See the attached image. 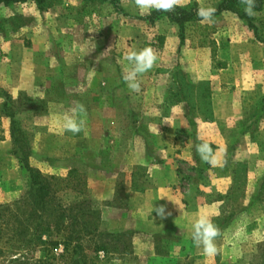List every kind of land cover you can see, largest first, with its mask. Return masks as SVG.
<instances>
[{
    "label": "rangeland",
    "instance_id": "obj_1",
    "mask_svg": "<svg viewBox=\"0 0 264 264\" xmlns=\"http://www.w3.org/2000/svg\"><path fill=\"white\" fill-rule=\"evenodd\" d=\"M27 1L37 4L34 0L20 2ZM50 1L46 0L41 7L37 5L43 10L50 7L47 5ZM224 2L226 0H182V5L213 7L216 13L212 21L185 23L181 43L189 48L210 49L213 67L230 68L227 76L232 74V78L225 81L223 93L232 100L236 90L233 82L241 81V73L248 68L250 59L252 66L259 65L253 54L264 53V0L261 10H255L256 14L251 17L245 13L242 1L230 0L228 8L218 12ZM3 19L0 13V37ZM250 23L255 25L256 31ZM154 45L145 47L157 54L159 48ZM77 54H70L72 59H67V62L72 61V69L65 72L66 75L55 73L52 76L51 67H45L44 82L68 85L66 83L87 76L78 73V67L90 65L105 70L104 67L112 69L129 63L124 57V62L121 60L119 64L108 46L100 49V53L99 48L93 51L85 60ZM219 62L224 66L218 65ZM58 63L66 68L60 59ZM2 69L0 66V72ZM118 73H93L91 80L102 84L116 76L119 81ZM126 74H122L123 83ZM254 83L253 89L240 92L241 114L231 132L225 133L230 148L223 166L210 168L208 162L195 159L193 166L182 161L181 171H185L183 175L190 185L194 205L196 197L211 191L206 192L199 186H209L207 180L212 169L217 176L231 178L225 193L212 194V197L224 198V203L220 215L211 222L219 230L217 237L228 236L233 249L229 254L217 251L213 256H205L194 243L182 239L178 228L168 224L156 242L155 255L149 258L152 264H264V77ZM1 85L0 82V264H142L145 256L136 250L137 234L131 232L134 224L125 231L115 232L114 229L122 228V212L109 209L112 205L100 201L98 196L105 187L101 188L88 171V167L97 166L99 162L114 160L111 150L115 142L111 138L116 113L122 106L121 111L128 108L124 90L116 91L122 102L120 107L99 105L93 99L91 106H85L76 89L70 92L46 90L43 96H38L33 88L16 91ZM206 87L202 82L200 88L205 90ZM106 94L101 95L99 89L92 91L96 99ZM107 95L114 99L113 95ZM76 105H81L93 117L104 115L105 120L92 118L78 134L66 131L64 117L70 115V109ZM84 129L89 130L87 137ZM108 135H111L109 140ZM256 167L260 168L256 169L259 175L254 174ZM249 169L251 177L257 179L253 189L248 184ZM136 175L140 188L150 184L143 167H137ZM121 176L124 177L125 172ZM38 177L44 178L48 188L45 192L40 185L33 184ZM66 237L72 244L68 254ZM77 245L79 251L73 253Z\"/></svg>",
    "mask_w": 264,
    "mask_h": 264
},
{
    "label": "crops",
    "instance_id": "obj_2",
    "mask_svg": "<svg viewBox=\"0 0 264 264\" xmlns=\"http://www.w3.org/2000/svg\"><path fill=\"white\" fill-rule=\"evenodd\" d=\"M47 5H50L47 10L40 9L32 1L0 5L4 17L0 37L1 86L16 91L33 88L40 94L38 96H43L46 90L70 92L76 89L85 106H91L93 99L99 105L120 107L122 102L116 91L124 90L127 111H121L123 106L118 108L113 138L111 135L106 138L115 142L111 150L114 160L99 162L97 166L88 167V171L100 187H105L98 196L100 201L112 205L109 209L122 212V228L114 229L115 232L125 231L134 224L131 232L137 234L136 250L145 256L142 264H152L149 258L155 255L156 242L164 226L171 224L178 228L182 239L193 243L196 220L203 216L212 221L220 215L224 198L212 197V194L225 193L231 178L217 176L212 169L210 181L207 180L209 186H199L206 192L211 191L196 197L194 205L190 185L183 175L185 171H181L182 161L195 166L194 159L201 160L197 145L207 142L214 145V162L208 163L210 168L223 166L230 148L225 133L231 132L240 117V92L253 89L255 80L264 77V53L252 55L257 57L255 63L259 65L252 66L250 59L248 68L241 73V81L233 82L236 90L230 100L223 93L225 81L232 78V74L227 76L230 68L213 67L210 49L182 46L178 26L168 19L150 23L142 17L153 9H138L134 0H51ZM177 5L185 6L182 0H177ZM147 44H155L159 49L152 69L137 77L141 87L139 93L132 92L122 82V74L131 69L129 63L112 69L104 67L105 70L99 66L78 67L76 71L87 76L66 83L68 85L54 81L51 84L42 79L47 66L51 67L52 76L55 73L66 75L65 72L72 69V61L67 62L72 59L70 54L78 53L77 56L85 60L93 51L99 48L100 53V49L108 46L120 64L126 53L139 51ZM59 59L66 68H61ZM105 71L107 74L119 72V81L116 76L102 84L91 80L93 73ZM202 82L207 85L205 90L200 88ZM95 89H99L101 95H113L114 99L107 94L93 98ZM84 111L78 118L85 125L96 117ZM96 120L102 122L105 116L98 115ZM84 131L87 137L89 130ZM251 146L255 152L254 145ZM137 167L145 169L146 180L150 183L145 188H140ZM258 170L255 175L260 174ZM248 171V184L253 189L257 179L251 177L250 169ZM122 172H125L124 177ZM161 206L166 213L163 218L154 211ZM214 243L222 253L229 254L233 249L226 235L216 237Z\"/></svg>",
    "mask_w": 264,
    "mask_h": 264
},
{
    "label": "clouds",
    "instance_id": "obj_3",
    "mask_svg": "<svg viewBox=\"0 0 264 264\" xmlns=\"http://www.w3.org/2000/svg\"><path fill=\"white\" fill-rule=\"evenodd\" d=\"M135 6L138 9H155L157 11L169 12L177 5V0H134ZM246 6L244 11L248 16L256 14V0H242ZM216 13L213 7H200L197 9V16L202 21H212ZM125 59L131 65L130 71L123 76L124 82L132 92L139 93L141 90L140 82L137 77L152 69L157 60L153 50L145 47L139 51H130L126 53ZM83 111L81 105H76L70 109L71 114L64 117V129L73 134H78L83 131L84 121L79 119V113ZM197 153L204 162L213 163V150L207 142L197 145ZM157 215L162 218L165 216V208L163 206L154 209ZM220 235L218 228L206 217H199L193 225L192 240L193 243L202 249L205 256H213L218 249L214 243L215 238Z\"/></svg>",
    "mask_w": 264,
    "mask_h": 264
},
{
    "label": "trees",
    "instance_id": "obj_4",
    "mask_svg": "<svg viewBox=\"0 0 264 264\" xmlns=\"http://www.w3.org/2000/svg\"><path fill=\"white\" fill-rule=\"evenodd\" d=\"M20 1H26V0H0V4L2 5H10L12 3L20 2ZM40 7L42 5H45L46 0H34ZM230 0H226L224 4L220 5L219 11L221 12L222 10H225V8H228V2ZM235 2H241L242 0H234ZM263 5V0H256V10H261ZM197 6L194 5H185V6H178L176 5L172 11L169 12H163V11H157L155 9L151 10L147 15L143 16L145 20H147L150 23H155L156 21H159L163 19L164 17L168 18V20L176 24L179 28V35L180 39L182 41V32L185 26V23L192 21V20H201L197 16ZM243 16V15H242ZM250 26L256 31L255 25L250 23ZM220 66H224L223 63L219 62ZM33 177V175H32ZM41 178V179H40ZM34 185H40L41 191H46L48 188L45 185L44 178L43 177H38L36 181L33 183ZM32 184V185H33ZM67 232H69V229H67ZM66 244H65V250L67 251L66 253H69L70 248L72 247L71 240L70 238L66 237ZM76 248V249H75ZM73 249V253H76L79 251L78 245Z\"/></svg>",
    "mask_w": 264,
    "mask_h": 264
}]
</instances>
